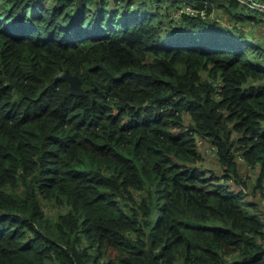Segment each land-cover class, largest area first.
Listing matches in <instances>:
<instances>
[{"label":"trees","instance_id":"16d2710c","mask_svg":"<svg viewBox=\"0 0 264 264\" xmlns=\"http://www.w3.org/2000/svg\"><path fill=\"white\" fill-rule=\"evenodd\" d=\"M160 1L0 0V264H264L263 217L194 139L264 196V47Z\"/></svg>","mask_w":264,"mask_h":264},{"label":"built area","instance_id":"2783aa9c","mask_svg":"<svg viewBox=\"0 0 264 264\" xmlns=\"http://www.w3.org/2000/svg\"><path fill=\"white\" fill-rule=\"evenodd\" d=\"M165 6L162 11L168 17V20L180 23L185 15L191 17L200 18L206 21H212L215 23L225 24V19L219 14L218 4L220 2L228 0H163ZM239 4V11L242 15H252L264 18V0H235ZM231 27H239L245 29L246 27L240 22L229 24ZM221 88H218V94ZM197 149L202 155L203 160L211 156L219 155V148L217 145L213 144L207 137L200 134H195L194 136ZM240 161L245 163L246 172L243 179L246 180L249 175L250 169H254L250 164L247 163L244 156L240 155L238 158ZM234 177H227L224 181H233Z\"/></svg>","mask_w":264,"mask_h":264},{"label":"rangeland","instance_id":"374dc122","mask_svg":"<svg viewBox=\"0 0 264 264\" xmlns=\"http://www.w3.org/2000/svg\"><path fill=\"white\" fill-rule=\"evenodd\" d=\"M159 4H160V8L161 9L165 6V2L163 0L160 1ZM154 7L155 8L157 7V3H154ZM228 24L229 23L226 22L224 25H228ZM255 24L257 26V28L255 26V28L257 30H255L253 33L251 32V34L254 35L253 41L255 43H259V44L263 45V47H264V20L263 19H258L257 20V23H255ZM234 29H238V28L234 27ZM239 30L245 31V29H239ZM212 157H214V156H211L209 158H206L205 161H203L204 163H206L205 166H207L208 168H214L212 170L215 172V175L216 176H219L221 178V180H227V177L224 175L225 172L222 169L221 165L219 163H217L216 160L210 159ZM259 171L260 170L258 168L256 170V172H259ZM254 172H255L254 169H250L249 172H248V175L251 176V178H253V175H254L255 176V182H259L258 181V177L254 174ZM207 176L210 177V175H207ZM251 181H252V179H249L248 180V183H250ZM237 184L243 186L246 189L248 188V192H245L244 190H239L238 191V192H242L243 191V193L245 195L247 194L246 200L251 201V203H250L251 205H249L247 201H246L247 203L244 201L245 202V206H247L248 209L251 210V211L254 210V211H257L258 213L262 212V213H260V215L263 217V220H264V208H263V205H262L263 204V199H264V196L262 195L263 189L259 187L255 191H253L252 190V188H253L252 186H248V185L243 184V183H237L234 180L233 181H230V186H234V185H237ZM249 207H251L253 210L251 208H249ZM262 208H263V210H261Z\"/></svg>","mask_w":264,"mask_h":264},{"label":"crops","instance_id":"0c3cea01","mask_svg":"<svg viewBox=\"0 0 264 264\" xmlns=\"http://www.w3.org/2000/svg\"><path fill=\"white\" fill-rule=\"evenodd\" d=\"M149 3L151 2V0H147ZM240 17H242V18H239V20H234V21H232V20H230V19H232V15H228V13L226 12V22H228L229 24H233V23H235V22H241V24L242 25H246L245 27V31L244 32H246V33H249L250 34V36H251V38L253 39L254 38V35L253 34H251V32L253 33L255 30H257L256 28H257V26H256V24L255 23H257V18H255V17H257V16H252V15H241V14H238ZM257 19V20H256ZM243 22V23H242ZM255 26H256V28H255ZM248 28V29H247ZM242 29V28H241ZM210 159H214V160H216V162L217 163H219L218 161H217V159H216V157H212V158H210ZM209 159V160H210ZM238 162V173H239V175H241V176H244V174H245V172H246V166H245V163L244 162H242V161H240V160H238L237 161ZM206 164V163H205ZM220 166V165H219ZM207 167V166H206ZM208 168V167H207ZM259 168V170H260V167H257L256 169H254V174L258 177V181H259V175H260V171L259 172H256V170ZM208 169H214V168H208ZM249 179H252V181L250 182V183H248V180ZM246 182L248 183L247 185L248 186H252L253 188H252V190L253 191H255L257 188H259L260 186H259V182H255V176L253 175V178H251V176H249V178L246 180ZM247 187V186H246ZM230 188H231V190L232 191H235V192H238L239 190H244L245 192H248V188L246 189V188H244L243 186H241V185H239V184H237V185H234V186H230ZM246 196H247V194L244 196V198H243V200L246 202H248V204L249 205H251L250 203H251V201H248V200H246ZM246 202V203H247ZM263 205V204H262ZM247 207V206H246ZM248 208V207H247ZM249 208H251V207H249ZM252 209V208H251ZM253 210V209H252ZM261 210H263V208L261 209ZM252 212H256V213H258L257 211H252ZM260 213H262V212H260ZM259 213V214H260Z\"/></svg>","mask_w":264,"mask_h":264},{"label":"water","instance_id":"95a60500","mask_svg":"<svg viewBox=\"0 0 264 264\" xmlns=\"http://www.w3.org/2000/svg\"><path fill=\"white\" fill-rule=\"evenodd\" d=\"M64 79H67L71 84V92L76 95L85 93V89L82 86L81 78L77 74L66 72L62 75ZM152 264H156L153 257H151Z\"/></svg>","mask_w":264,"mask_h":264}]
</instances>
